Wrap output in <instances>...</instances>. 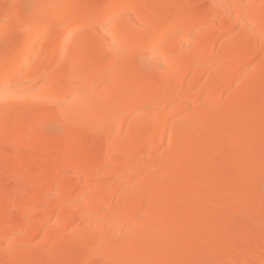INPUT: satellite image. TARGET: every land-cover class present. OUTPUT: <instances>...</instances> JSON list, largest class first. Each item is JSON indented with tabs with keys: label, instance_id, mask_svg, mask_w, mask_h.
Returning <instances> with one entry per match:
<instances>
[{
	"label": "bare ground",
	"instance_id": "6f19581e",
	"mask_svg": "<svg viewBox=\"0 0 264 264\" xmlns=\"http://www.w3.org/2000/svg\"><path fill=\"white\" fill-rule=\"evenodd\" d=\"M9 2L0 264H264V0Z\"/></svg>",
	"mask_w": 264,
	"mask_h": 264
},
{
	"label": "rangeland",
	"instance_id": "374dc122",
	"mask_svg": "<svg viewBox=\"0 0 264 264\" xmlns=\"http://www.w3.org/2000/svg\"><path fill=\"white\" fill-rule=\"evenodd\" d=\"M4 0H0V5L2 6L3 5V2ZM6 1V0H5ZM10 2H11V0H9ZM9 2V3H10ZM1 6H0V11H2L1 10ZM202 8H203V6H202ZM204 8H205V6H204ZM4 13H6L7 11L4 9V11H3ZM19 23V22H18ZM18 23H16V22H10L9 24H8V26H4L3 28L4 29H2V27L0 28V31H9V30H17L16 32H15V36H14V38L13 39H11V41L12 42H16L17 41V39H18V37L22 34V26L20 27V29H18V27L20 26V25H18ZM17 24V25H16ZM21 25H22V23H21ZM17 26V27H16ZM1 33H3V32H0V34ZM3 53V52H2ZM29 144H31V145H29ZM34 145H35V142H28V143H26V147L27 148H29V150L31 151L32 150V147L34 148ZM5 149H7V148H4V147H2V148H0V163H1V159L5 156V154L7 153V151L5 150ZM5 153V154H4ZM5 177V176H4ZM3 179V178H2ZM5 180H2L3 182H4V184L8 181V179L5 177L4 178ZM1 181V180H0ZM3 182L1 183V184H3ZM10 182L8 181L7 182V185L9 184ZM3 186V185H2ZM240 206V207H239ZM239 206H236L237 208H239V209H242V205H239ZM23 208L21 207V210L20 209H18V210H20L18 213H21V211H23L22 210ZM236 209V208H235ZM235 209L233 210L234 212H237L238 210L236 209V211H235ZM232 213V212H231ZM233 215H235L234 213H232ZM240 221V220H239ZM238 223V222H237ZM239 224V223H238ZM27 226V225H26ZM30 226V225H29ZM28 226V227H29ZM237 226H239V225H237ZM260 227L259 226H252V227H250V228H247L246 229V233H244L245 235H253L254 233L255 234H258L259 233V231H261V228L259 229ZM249 229V230H248ZM257 231V232H256ZM242 242H240V244H241ZM263 247H264V244L262 245ZM240 257H238V261L236 260V264H240L241 263V261L243 262V260L242 259H239ZM213 264H215L216 262H212ZM211 264V263H210ZM242 264V263H241Z\"/></svg>",
	"mask_w": 264,
	"mask_h": 264
}]
</instances>
